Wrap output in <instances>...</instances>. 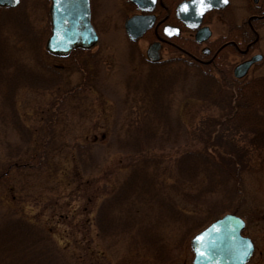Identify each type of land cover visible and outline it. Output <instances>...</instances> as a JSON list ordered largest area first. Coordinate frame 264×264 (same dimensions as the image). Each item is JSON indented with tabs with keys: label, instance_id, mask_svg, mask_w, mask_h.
<instances>
[{
	"label": "rangeland",
	"instance_id": "374dc122",
	"mask_svg": "<svg viewBox=\"0 0 264 264\" xmlns=\"http://www.w3.org/2000/svg\"><path fill=\"white\" fill-rule=\"evenodd\" d=\"M250 2L251 0H232L225 10L213 14L215 18L211 27L214 36L225 32L223 24L228 20L243 21L248 16L247 6ZM26 4L38 30L44 31L45 47L49 33L44 29L47 25L50 26V0H26ZM121 8V0L99 1L96 17L100 39L91 49L100 60L99 83L87 93L62 103L60 110H56L59 114L56 113L54 117L56 124L51 135L52 150L42 169L16 168L2 178L0 215L6 210H14L30 222L37 223L35 227L37 230L42 229L45 233H50L52 244L61 254V264H192L193 251L189 245L191 236L209 222L196 228L190 237H187L186 232L190 229L192 221L190 216L200 214L203 216L206 207L194 208L177 199L185 214L182 222L171 217V220L158 228V233L169 245L162 246L168 253L167 257H170L168 261L156 258L146 251L143 245V231L137 226L130 232L122 231L123 233L114 235L105 233L98 224L101 202L112 194L110 191L115 187L117 179L121 173L125 175L130 167L129 154L120 148L115 136H126L125 127L129 119L145 118L143 110L139 107L143 103L139 100V93L133 94L137 99L134 100L129 89V87L132 89L133 75L142 77L141 80L151 76L149 79L156 81H160L165 75L162 70L155 68L157 66L152 67V64L147 62L146 40L130 42L120 21ZM0 25L4 26V31L10 27L5 26L3 22ZM259 32L261 42L256 46L255 52L264 55V28ZM2 42L1 39L0 63L5 64L7 68L13 64V60L16 62L17 59L32 57L29 45L21 40L12 39L11 44L6 40L5 43ZM175 55L178 56L167 47L163 50L166 60ZM243 58L238 54H230L223 63L232 72ZM144 60L145 64L142 63ZM50 62L60 64L66 70L63 86L57 90L19 87L16 83L7 85L8 78L16 72L15 68H5L0 72V174L7 169L11 160L7 143L22 145L19 138L21 135L15 126L20 123L29 131L30 136H35L49 115L55 113L57 106L52 104L54 98L81 80L82 73L78 70H68L67 62L56 60ZM165 66L168 68L166 71L172 70L178 74L176 81L163 83L166 84L164 87L168 88L167 90L172 91L169 106L171 115L178 116L184 124L182 136H201V131L196 130V126L211 114V110L208 103L195 100L192 97L195 95H188L193 90L198 76L190 73L186 77L179 59H172ZM5 73L10 76L5 78L2 76ZM89 73L93 74V70L91 69ZM262 75L264 60L249 70L247 78ZM215 76L221 78L218 72ZM166 79L168 78L165 76L161 81ZM13 110L17 112V118H13ZM146 121L154 125L159 123V120L154 118ZM237 135L239 138V134ZM77 142L93 144L95 157L100 165L95 172L84 173L76 162L74 145ZM184 146L185 144H182V148ZM166 149L153 150L154 152L151 151L150 154L159 155L161 152L173 156L177 154L169 146ZM29 155L30 152L27 151L22 158ZM243 184L245 196L240 210L236 213L246 220L244 232L254 236L258 245L255 257L248 264H264V151L253 152L251 168L243 175ZM116 210L117 208H113L109 213L113 215ZM138 210L137 223L153 220L157 211L153 204L143 205L138 207ZM227 212L233 211H224ZM224 213H219L214 219ZM153 229L150 228V231L153 232ZM156 229L157 227L154 230Z\"/></svg>",
	"mask_w": 264,
	"mask_h": 264
},
{
	"label": "trees",
	"instance_id": "16d2710c",
	"mask_svg": "<svg viewBox=\"0 0 264 264\" xmlns=\"http://www.w3.org/2000/svg\"><path fill=\"white\" fill-rule=\"evenodd\" d=\"M1 22L10 26L4 31V26L0 25L2 43L6 40L11 44L12 39H18L28 44L29 51L33 53L30 58L13 60L8 68L0 63V72L5 68H15L16 71L11 76L2 74L5 78L10 76L7 85L16 83L19 87L47 91L59 89L63 86L66 70L60 64H52V60L67 62L68 70H78L82 76L80 82L54 98L52 104L57 106L55 113L49 115L35 136H30L20 123L14 124L21 135L22 145L7 143L11 160L0 174V183L12 169L27 167L39 170L46 165L52 150L54 117L59 114L56 110H60L62 103L87 93L99 83L100 77V60L95 52L76 49L67 57H58L44 49V31L38 30L32 20L26 0L15 8L0 6ZM44 30L49 33V26ZM142 63L145 64V60ZM182 64L186 77L190 73L198 76L194 83L198 86L194 85L188 95H195L192 96L195 100L210 105L211 114L196 126L201 136H182L184 124L178 116L171 115L172 91L167 90L163 83L176 81L177 73L166 71L168 68L165 65L152 64V67L162 70L168 79L161 81L162 77L157 82L150 80L151 76L141 80L142 77L133 75L132 89H129L132 96L139 93V100L143 102L139 107L145 118L129 119L125 127L126 136H115L120 148L129 154L130 167L125 175L121 173L117 177L116 185L110 191L112 194L101 202L98 218L99 227L105 233L114 235L122 231L130 232L137 226L143 231L146 251L166 261L170 257L162 246L169 245L158 233V228L171 217L182 222L185 214L177 199L194 208L206 207L203 216H190L192 221L187 237L219 213L238 212L245 196L243 175L251 168L253 152L264 151V75L235 79L224 63L218 61L207 65L196 62ZM91 69L93 74L89 73ZM216 72L221 78L215 76ZM133 99L137 100L134 96ZM16 115L13 110V118H17ZM149 118L158 119L159 123H146ZM182 144H185L184 148ZM74 146L76 162L84 173L95 172L100 165L93 144L77 142ZM168 146L177 152L175 156L167 152L150 154L153 150L164 151ZM27 151L30 155L23 159ZM162 164H165L163 168ZM150 204L155 205L157 210L153 220L137 223L138 207ZM113 208L117 210L111 215L109 211ZM15 214L14 210H6L0 215V264H61V254L52 244L50 233L37 230V223ZM150 228H154L153 232Z\"/></svg>",
	"mask_w": 264,
	"mask_h": 264
},
{
	"label": "water",
	"instance_id": "95a60500",
	"mask_svg": "<svg viewBox=\"0 0 264 264\" xmlns=\"http://www.w3.org/2000/svg\"><path fill=\"white\" fill-rule=\"evenodd\" d=\"M20 1L0 0V5L16 7ZM186 3L191 9L187 11V15L191 17L184 19L189 27L197 28L208 10L225 7L229 0L227 3L224 0H206V3H211L212 7L206 9L203 14H197L196 6L191 0ZM181 5L179 11L185 16L186 12L180 10ZM49 13L51 33L45 47L50 53L67 56L73 49L92 48L97 44L98 34L91 23L90 0H51ZM139 18V16L132 17L126 25L127 34L132 40H136L150 26H143ZM209 35V28L203 27L198 31L197 37L202 41ZM159 48L158 43L148 47L147 55L151 61L159 60ZM260 58L259 55L254 56L251 60L239 64L235 68V76L243 77L253 62ZM245 225L241 216L226 213L196 233L190 241L194 252L193 264H246L253 254L254 245L250 238L242 235Z\"/></svg>",
	"mask_w": 264,
	"mask_h": 264
},
{
	"label": "flooded vegetation",
	"instance_id": "af4514ba",
	"mask_svg": "<svg viewBox=\"0 0 264 264\" xmlns=\"http://www.w3.org/2000/svg\"><path fill=\"white\" fill-rule=\"evenodd\" d=\"M99 1L90 0L91 23L96 30L98 27L96 14ZM188 1L190 0H139V2L136 0H121L120 21H122L125 31L128 21L134 16L140 17L138 20L141 21L143 26L150 25L134 42L138 43L140 40H146L148 46L158 43L160 46L159 60L156 62L158 65H167L172 59H179L181 63L188 64L196 62L201 65H207L214 61H218L221 64L229 58L230 54H238L244 57L235 67L256 55H260L261 58L252 67L264 60L262 53L255 52L257 50L256 46L261 42L259 31L264 28V0H251L247 6L248 16L243 21L237 19L228 20L223 24L225 32L216 36H214L211 27L215 18L213 14L225 10L230 6L232 0H229L228 5L225 7L208 10L203 15L201 24L197 28L189 27L184 19L191 17V15H187L186 12V15L183 16L179 11V6ZM189 10L191 11V9ZM166 27L178 31L169 35L165 32ZM203 27L209 28L210 35L200 41L197 34ZM165 47L178 56L175 55L166 60L163 56ZM225 67L228 69L226 64ZM234 69L232 72L228 69L233 76ZM249 237L254 242L252 260L258 251V245L254 236Z\"/></svg>",
	"mask_w": 264,
	"mask_h": 264
},
{
	"label": "snow or ice",
	"instance_id": "6c2138e0",
	"mask_svg": "<svg viewBox=\"0 0 264 264\" xmlns=\"http://www.w3.org/2000/svg\"><path fill=\"white\" fill-rule=\"evenodd\" d=\"M225 3H227V0H224ZM191 3L196 6V12L197 14H203L206 9L211 8V3H206V0H191ZM182 12H187L189 10V5L187 3H184L181 5ZM178 30H173L169 28H165V32H167L169 35H172L173 32H176ZM197 239H202V237H197ZM199 251V250H198Z\"/></svg>",
	"mask_w": 264,
	"mask_h": 264
}]
</instances>
